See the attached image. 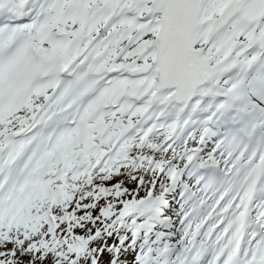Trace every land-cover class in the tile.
<instances>
[{
  "label": "snow or ice",
  "instance_id": "1",
  "mask_svg": "<svg viewBox=\"0 0 264 264\" xmlns=\"http://www.w3.org/2000/svg\"><path fill=\"white\" fill-rule=\"evenodd\" d=\"M0 264H264V0H0Z\"/></svg>",
  "mask_w": 264,
  "mask_h": 264
}]
</instances>
